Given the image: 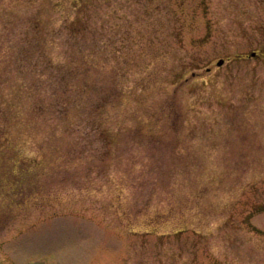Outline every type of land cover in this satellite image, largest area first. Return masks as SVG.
I'll return each instance as SVG.
<instances>
[{
  "label": "rangeland",
  "instance_id": "rangeland-1",
  "mask_svg": "<svg viewBox=\"0 0 264 264\" xmlns=\"http://www.w3.org/2000/svg\"><path fill=\"white\" fill-rule=\"evenodd\" d=\"M38 79L0 264H264V0H0L1 108Z\"/></svg>",
  "mask_w": 264,
  "mask_h": 264
},
{
  "label": "trees",
  "instance_id": "trees-1",
  "mask_svg": "<svg viewBox=\"0 0 264 264\" xmlns=\"http://www.w3.org/2000/svg\"><path fill=\"white\" fill-rule=\"evenodd\" d=\"M49 61L52 62V59L49 58ZM78 71L82 73L86 71V69L74 70V72ZM39 82L40 80L38 79V105L28 96L24 99H20L19 97L17 100H15L16 96L14 95L15 97H13L12 94H10V99L8 100V102H6V104L2 102V108L0 106V110L2 112L0 114V181H2V183H4L5 181L8 182L9 180L15 181L14 173L16 165H25L30 160H35V157L26 154V148L29 145H34V143H37L36 135H40V132L36 134L35 131L39 129L41 120H43V123L48 122L47 115H49V113L51 112L49 107L43 106L42 103H39L42 102L41 100H39V98L42 99V96L40 94L41 87L39 85L41 83ZM85 87V85L81 84V86H78V89L80 92H83V90H85ZM27 89L29 90L30 88ZM67 93V91L64 92V95L66 96ZM28 94L30 95L31 93ZM72 103L73 102L68 99V97H66L65 99H61L60 101V106L62 109L60 112L61 117L64 119V121H66L67 125L73 123V120H75V117L73 118V113L74 111H76V109H74L76 106H72V110L74 109L72 111V114L71 108H69L71 107ZM97 106V109H99L100 107L101 109H103L104 103L98 104ZM25 108L32 109L35 112L37 111V114H39L38 121L40 120L39 125L37 124V120L34 119L35 116L28 117L25 114L23 115L22 112ZM103 112H105V110H103ZM142 125V127L145 128L149 125V122L147 120H144ZM99 134L107 141L109 145L116 143L119 135V133L108 127H100ZM39 148L40 147L38 141V150ZM4 164H8V169L4 167ZM22 165H20V167Z\"/></svg>",
  "mask_w": 264,
  "mask_h": 264
},
{
  "label": "water",
  "instance_id": "water-1",
  "mask_svg": "<svg viewBox=\"0 0 264 264\" xmlns=\"http://www.w3.org/2000/svg\"><path fill=\"white\" fill-rule=\"evenodd\" d=\"M255 55V53L253 52V53H251V56H254ZM223 60L222 59H220V60H218L217 61V66H220V65H222L223 64Z\"/></svg>",
  "mask_w": 264,
  "mask_h": 264
}]
</instances>
